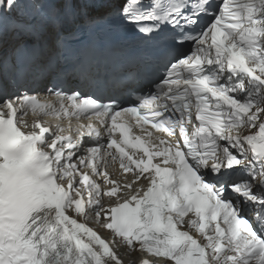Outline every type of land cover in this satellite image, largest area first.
<instances>
[{"label": "snow or ice", "instance_id": "obj_1", "mask_svg": "<svg viewBox=\"0 0 264 264\" xmlns=\"http://www.w3.org/2000/svg\"><path fill=\"white\" fill-rule=\"evenodd\" d=\"M113 21L177 50L128 106L87 45L58 63ZM112 244L264 264V0H0V264H123Z\"/></svg>", "mask_w": 264, "mask_h": 264}, {"label": "bare ground", "instance_id": "obj_2", "mask_svg": "<svg viewBox=\"0 0 264 264\" xmlns=\"http://www.w3.org/2000/svg\"><path fill=\"white\" fill-rule=\"evenodd\" d=\"M32 120L31 119H29V122H31ZM93 225H95V227H97V224H95V223H92Z\"/></svg>", "mask_w": 264, "mask_h": 264}]
</instances>
